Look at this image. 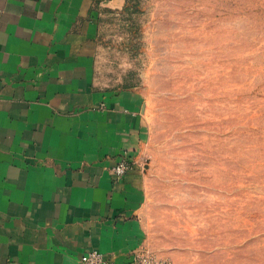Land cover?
Listing matches in <instances>:
<instances>
[{
	"label": "rangeland",
	"instance_id": "374dc122",
	"mask_svg": "<svg viewBox=\"0 0 264 264\" xmlns=\"http://www.w3.org/2000/svg\"><path fill=\"white\" fill-rule=\"evenodd\" d=\"M96 82L143 98L128 264H264V0L105 8Z\"/></svg>",
	"mask_w": 264,
	"mask_h": 264
},
{
	"label": "crops",
	"instance_id": "0c3cea01",
	"mask_svg": "<svg viewBox=\"0 0 264 264\" xmlns=\"http://www.w3.org/2000/svg\"><path fill=\"white\" fill-rule=\"evenodd\" d=\"M126 2L0 0V264L132 259L143 172L112 168L137 157L143 98L96 82L103 10Z\"/></svg>",
	"mask_w": 264,
	"mask_h": 264
},
{
	"label": "built area",
	"instance_id": "2783aa9c",
	"mask_svg": "<svg viewBox=\"0 0 264 264\" xmlns=\"http://www.w3.org/2000/svg\"><path fill=\"white\" fill-rule=\"evenodd\" d=\"M132 166L133 159L130 154H126L120 157L119 161L113 166L112 170L118 178H121ZM83 259L87 264H99L104 261L103 255L98 251L89 252Z\"/></svg>",
	"mask_w": 264,
	"mask_h": 264
}]
</instances>
